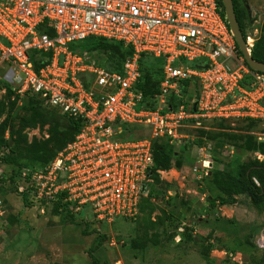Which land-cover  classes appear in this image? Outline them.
Wrapping results in <instances>:
<instances>
[{
  "label": "built area",
  "instance_id": "1",
  "mask_svg": "<svg viewBox=\"0 0 264 264\" xmlns=\"http://www.w3.org/2000/svg\"><path fill=\"white\" fill-rule=\"evenodd\" d=\"M258 35L245 27L250 54ZM88 36L122 41L133 53L121 71L107 69L68 49ZM33 50L52 51L38 71ZM143 53L163 58L158 91L149 98L136 86ZM195 60L201 68L189 65ZM7 87L82 121L52 160L19 169L15 192L44 204L61 197L73 214L89 211L108 224L137 220L150 198L154 141L182 146L214 120L264 124V72L246 64L217 0H0V92ZM130 124L149 134L120 138ZM195 146L210 148L206 141ZM254 158L264 161V154ZM5 212L0 198V217ZM260 241L264 247V236Z\"/></svg>",
  "mask_w": 264,
  "mask_h": 264
},
{
  "label": "rangeland",
  "instance_id": "2",
  "mask_svg": "<svg viewBox=\"0 0 264 264\" xmlns=\"http://www.w3.org/2000/svg\"><path fill=\"white\" fill-rule=\"evenodd\" d=\"M240 5L245 9V27L260 29L258 17L264 15V0H240ZM0 100L3 134L20 163L34 162L33 145L40 147L43 158L48 159L69 139L66 119L35 100L1 92ZM35 109L48 121L43 123L38 116L35 127L22 130L23 119ZM56 126L64 130L57 134ZM21 133L26 134V139ZM148 134L149 128L130 124L119 137L133 139ZM200 134L203 135L201 131ZM204 136L202 144H210L207 151L197 148L191 140L184 149L172 146L180 151L181 166L176 168L172 157L169 168L158 170L160 181L152 183L150 202L143 201L146 209L137 220L110 224L95 220L89 211L74 214L71 221L65 211L53 213L50 203L36 202L30 196L24 202L9 180L18 164L5 163L2 156L10 151L0 148V198L6 210L0 217V264H54L60 260L63 264H92L88 249L98 241L101 245L93 255L108 264H264L260 241L264 236V211L257 212L244 194L237 195L234 204L211 206L209 200L222 194L206 174L210 169L234 173L241 162L252 160L255 142L264 143V124L233 128L215 121ZM203 158L211 163L206 168ZM149 203L154 208L151 214L147 211ZM173 217L175 221L171 222ZM178 222L186 228L185 238L172 237Z\"/></svg>",
  "mask_w": 264,
  "mask_h": 264
},
{
  "label": "trees",
  "instance_id": "3",
  "mask_svg": "<svg viewBox=\"0 0 264 264\" xmlns=\"http://www.w3.org/2000/svg\"><path fill=\"white\" fill-rule=\"evenodd\" d=\"M232 1L240 30L242 34H245V21H244L245 9L242 5H240V0H232ZM217 2L221 6V15L224 17L225 13L222 2L221 0H217ZM259 30H260L259 35L255 41L251 55L254 59L264 62V18L260 24ZM68 49L71 50L72 52L85 54V56L94 59L96 63L113 71H121L123 62L127 57H130L133 53V48L130 45H125L122 41L107 39L97 36H88L83 40L71 42L68 44ZM51 56H52V51L50 50L46 52L41 50H33V52L30 55V59L33 63L35 70L38 71L43 65L49 62ZM189 65L194 68H201V66L199 65V60L189 62ZM162 66H163V58L161 57H154L148 53H143L139 57V68L141 74L139 80L137 81L136 86L138 90L142 92L144 97L146 98L152 97L158 91L159 82L161 80ZM246 79L247 77L245 78V80ZM189 81L190 80L187 79L186 81H184V84L187 85ZM183 91H186L185 87L183 88ZM6 93L13 94L12 90L9 87H7ZM15 96H19V95H15ZM25 96L31 98L32 100H35L44 109L54 111L57 115L62 116L64 119H66V129L68 130V134L70 137L69 139H67L64 146L62 147L63 149L66 146V144L74 138L75 134L81 128L82 126L81 119H74L68 117L66 115L61 114L55 108L43 106L41 101L36 96H30V95H25ZM19 97H24V96H19ZM1 103L2 101L0 100V116L3 110V106L1 105ZM38 116H41V118L44 120L43 123H46L48 121L45 114H42L35 109L33 110L32 114L29 116V118L23 119L21 129L23 130L27 127L30 128L35 127L34 120ZM215 121L217 120L211 121L210 123H208V125L211 126V124L214 123ZM220 122H225L229 124L228 122L223 120H220ZM245 124L262 125L259 121H255V120H238L236 124L232 127L235 128ZM55 128H56L55 132L57 134H60V132L64 130V128L62 127L57 128L56 126ZM200 131L201 133H203V135L201 134L199 135ZM196 132L198 136L192 141V143L193 145L200 146L202 145L203 142L202 137L204 136V134L205 135L207 134L208 130L198 129L196 130ZM21 137L23 140L26 139V134L21 133ZM187 143L189 142H185L181 146L182 149L185 148ZM2 147L7 148L10 151L2 156L3 161L8 164H15V163L18 164L9 175V180L14 184V187H15V183H14L15 178L21 167L25 165L41 166L48 163L55 156L54 155L53 157H49L48 159H45L43 158V154H41V152L38 150V148L40 147L37 148L33 145L31 148V155L34 159V162L29 164L20 163L19 161H17V156L13 154L14 148L9 145V138H5V135L3 134V124L0 123V148ZM167 148L170 150V152H166ZM252 149L264 154V143L255 142ZM172 157H174L175 167L179 168L181 166V159H182L180 156V151L173 150L172 145H170L165 140H162V142L158 140L154 141L155 162L150 170L151 178L154 183L160 181L158 170H165L171 166ZM207 175L212 179L213 183L217 186V188L220 190L222 194L217 196V199L212 198L211 200H209V204L211 206H215L217 203L222 205L234 204L237 202L236 196L239 194H244L249 198L251 206L257 212L264 211V161H259L258 159L253 158L252 160L250 159L241 162L238 165L237 171L234 173H232L229 170L220 171V170L210 169L208 170ZM255 180L257 181V183L255 182ZM15 191H16V187H15ZM150 196H151V192H150ZM22 198L23 201L27 203L26 193L22 194ZM144 200H149L150 202V199H144ZM142 203L140 205L141 213L146 209V208L143 209ZM147 208L149 214H151L154 211V208L150 203ZM51 210L55 214H60L61 212L65 211L67 212V214H69L71 221H74L73 219L74 214L69 210L68 202H64L61 199V197H59L57 200L52 202ZM173 221H175L174 217L173 220H171V222ZM180 226L183 228L182 231L178 230ZM175 227H176V232L175 234L172 235V237H174L175 235H180L181 239L185 238V235L187 234H185L186 228L183 225V223L178 222L177 226ZM191 237L192 238H190V240L194 241V237L193 236ZM100 245H101V241H98L94 247L88 249V255L91 259L92 264H108L107 261L101 262L98 260L96 256L93 255L94 250ZM54 264H63V263L55 262Z\"/></svg>",
  "mask_w": 264,
  "mask_h": 264
},
{
  "label": "water",
  "instance_id": "4",
  "mask_svg": "<svg viewBox=\"0 0 264 264\" xmlns=\"http://www.w3.org/2000/svg\"><path fill=\"white\" fill-rule=\"evenodd\" d=\"M221 2L223 5L225 18L227 20L229 29L241 53L243 54L246 63L251 69L264 72V62L254 59L252 55L248 53V51L246 50L243 34L240 30V27H239V24L236 18L233 1L232 0H221ZM195 105H196V102L194 103V106H193L194 109H195Z\"/></svg>",
  "mask_w": 264,
  "mask_h": 264
},
{
  "label": "crops",
  "instance_id": "5",
  "mask_svg": "<svg viewBox=\"0 0 264 264\" xmlns=\"http://www.w3.org/2000/svg\"><path fill=\"white\" fill-rule=\"evenodd\" d=\"M249 2V1H248ZM250 5H251V3H249ZM247 8H250L251 6H246ZM250 9H252V7L250 8ZM252 13H253V10H252ZM253 17V16H252ZM263 18H264V15H263V17L262 18H260V17H258V19L262 22L263 21ZM257 21V20H256ZM261 22H260V24H261ZM50 261H52L53 263H54V261L53 260H51V257H50ZM61 262L60 263H63V261L62 260H60ZM51 262V263H52Z\"/></svg>",
  "mask_w": 264,
  "mask_h": 264
}]
</instances>
